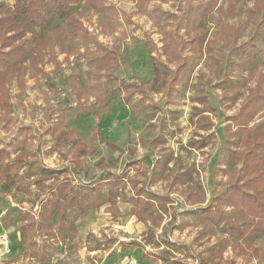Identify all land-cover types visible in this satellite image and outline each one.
<instances>
[{
  "label": "rangeland",
  "instance_id": "374dc122",
  "mask_svg": "<svg viewBox=\"0 0 264 264\" xmlns=\"http://www.w3.org/2000/svg\"><path fill=\"white\" fill-rule=\"evenodd\" d=\"M86 1L77 0L67 14L81 19L88 40L68 58L58 50L55 62L46 56L42 73L29 71L23 90L13 82L8 115L0 117V148L18 163L22 177V190L0 183V234L11 249L2 264H33L21 260L25 246L18 219L37 216L59 182L68 180L84 194L90 182L117 175L125 182L115 198L120 215L109 211V203L90 207L75 222L78 251L59 245L45 264H264L263 237L247 250L229 235L226 223L216 226L200 215L207 206L225 221L239 212L228 196L245 175L243 163L230 159L242 149L240 131L227 119L257 93L256 76L264 72V0L257 11L255 0L219 1L220 11L232 3L233 12L210 15L202 26L207 40L197 54L179 50L191 71L171 94L176 65L161 46L163 38L184 39L182 0H149L143 14H135V0H102L99 13L84 8ZM62 21L54 17L37 32L44 35ZM251 41L260 55L245 62L236 50ZM103 52L115 60L107 75L94 64ZM263 122L264 104L249 125ZM204 123L208 130H202ZM58 126L90 148L82 168L71 163L73 144H59L46 133ZM23 134L28 145L13 149ZM32 164L59 174L33 175ZM139 190L161 199L145 222L128 214V200ZM84 203L90 206L91 199Z\"/></svg>",
  "mask_w": 264,
  "mask_h": 264
},
{
  "label": "trees",
  "instance_id": "16d2710c",
  "mask_svg": "<svg viewBox=\"0 0 264 264\" xmlns=\"http://www.w3.org/2000/svg\"><path fill=\"white\" fill-rule=\"evenodd\" d=\"M148 1L135 0V14H143ZM219 1L182 0L184 8L181 20L184 39L163 38L161 46L165 59L176 65L174 79L170 82V94L183 83L185 75L191 71L188 59H179V50L185 47L189 48L192 54H197L207 40V32L202 26L210 15L218 13L227 16L233 12L232 3L226 11H220ZM11 2L9 4L6 0H0V117L8 115L9 89L13 82H17L19 89L23 90L27 73L31 71L34 74H41V65L44 64L46 56V61L55 62L58 50L59 54H64L68 58L73 55L75 49L81 48L90 36L79 17L67 14L71 5L77 0H11ZM261 4L262 0H255L254 10H259ZM84 8L99 13L103 10L102 0H87ZM54 17L62 19V24L40 35L37 30L49 27ZM236 51L245 62L260 55L253 41L243 44ZM114 63L111 52H103L94 60L95 67L102 68L105 75L112 70ZM161 78V74L157 72L156 82L159 83ZM256 81L257 93L242 102L238 115L227 119L229 126L240 131L242 149L231 152L230 159L243 163L245 175L239 185L231 188L228 196L229 206H233L234 209L239 208V212H234L230 221H225L212 206L200 210V215L213 225L226 223L229 235L237 241H242L240 245L246 246L247 250L251 248L250 243L254 239L264 238V122L257 126L249 125L260 105L264 104V93H262L264 72L256 76ZM110 83L108 79V84L111 86ZM219 87L223 88V85ZM231 87L233 88L232 82L229 91ZM113 91L111 88L109 92L113 93ZM124 102L129 103L127 99ZM209 125L204 123L202 130H208ZM46 133L59 144H73L71 163L76 169L83 167L82 158L90 150L89 147L78 141L63 126L51 128ZM22 136V139L16 140L11 146L13 149L28 145L25 134ZM10 155L5 148H0V183L22 190L19 184L22 182V177L18 175V163L10 161ZM30 168L33 175L59 174V172L39 169L36 164H32ZM124 183L120 175L97 179L90 182L82 194L72 182L68 180L59 182L41 204L37 216L24 214L18 219L25 246L21 254L22 259L33 264L48 263L59 253V245H69L76 253L78 230L75 222L85 217L90 207L98 209L103 203L110 204L109 211L112 214L120 215L115 209V198ZM85 198L91 199L90 206L84 203ZM160 200L157 196L147 195L143 190H139L128 200L131 205L128 214L145 222L156 212L155 203ZM36 237L41 241L37 242ZM253 253L256 257L255 249ZM7 263L11 264V262Z\"/></svg>",
  "mask_w": 264,
  "mask_h": 264
},
{
  "label": "built area",
  "instance_id": "2783aa9c",
  "mask_svg": "<svg viewBox=\"0 0 264 264\" xmlns=\"http://www.w3.org/2000/svg\"><path fill=\"white\" fill-rule=\"evenodd\" d=\"M11 255L10 244L6 238V234H0V264L3 260ZM128 264H137L135 261H129Z\"/></svg>",
  "mask_w": 264,
  "mask_h": 264
},
{
  "label": "crops",
  "instance_id": "0c3cea01",
  "mask_svg": "<svg viewBox=\"0 0 264 264\" xmlns=\"http://www.w3.org/2000/svg\"><path fill=\"white\" fill-rule=\"evenodd\" d=\"M77 241V240H76ZM77 243V242H76ZM21 260H23V259H21ZM4 264V263H3Z\"/></svg>",
  "mask_w": 264,
  "mask_h": 264
}]
</instances>
